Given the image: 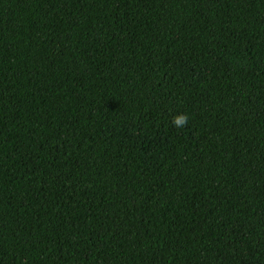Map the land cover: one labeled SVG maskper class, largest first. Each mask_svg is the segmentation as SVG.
Instances as JSON below:
<instances>
[{
    "label": "trees",
    "instance_id": "trees-1",
    "mask_svg": "<svg viewBox=\"0 0 264 264\" xmlns=\"http://www.w3.org/2000/svg\"><path fill=\"white\" fill-rule=\"evenodd\" d=\"M0 264H264V0H0Z\"/></svg>",
    "mask_w": 264,
    "mask_h": 264
},
{
    "label": "clouds",
    "instance_id": "clouds-1",
    "mask_svg": "<svg viewBox=\"0 0 264 264\" xmlns=\"http://www.w3.org/2000/svg\"><path fill=\"white\" fill-rule=\"evenodd\" d=\"M189 116L187 113H182L174 116L171 120V123L174 127L183 128L187 125Z\"/></svg>",
    "mask_w": 264,
    "mask_h": 264
}]
</instances>
